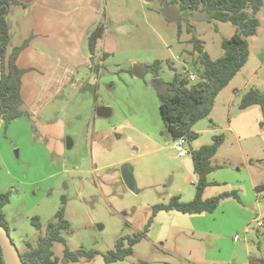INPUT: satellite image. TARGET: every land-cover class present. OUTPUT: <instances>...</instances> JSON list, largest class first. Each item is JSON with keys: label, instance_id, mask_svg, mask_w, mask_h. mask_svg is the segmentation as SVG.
<instances>
[{"label": "rangeland", "instance_id": "obj_1", "mask_svg": "<svg viewBox=\"0 0 264 264\" xmlns=\"http://www.w3.org/2000/svg\"><path fill=\"white\" fill-rule=\"evenodd\" d=\"M168 1L98 0L103 29L93 68L81 60L73 85L6 130L0 123V194L10 192L3 214L19 252L26 250L24 242L35 246L65 201L66 247L95 253L66 264H248L249 256H264V225L256 228L264 214V192L249 184L250 179L264 183L261 111L238 108L250 89L264 94V7L256 14V35L247 38V62L216 96L208 117L194 125L198 136L191 143L196 149L223 135L211 161L218 167L208 176L214 184L203 198L235 191L240 201L226 198L214 212L201 215L159 212L145 230L153 205L173 196L192 201L196 182L189 143L187 155L178 157L160 118L150 67L158 63L167 83L175 71H192L193 35L215 60L222 56V39L236 32L230 23L195 22L192 16L187 24L168 23L160 13ZM134 64L148 68L142 78L132 75ZM98 107L109 108L110 117H98ZM123 167L133 176L134 191L122 182ZM135 235L140 240L131 256L105 262L119 238ZM64 247L53 246L59 264H64Z\"/></svg>", "mask_w": 264, "mask_h": 264}, {"label": "trees", "instance_id": "obj_2", "mask_svg": "<svg viewBox=\"0 0 264 264\" xmlns=\"http://www.w3.org/2000/svg\"><path fill=\"white\" fill-rule=\"evenodd\" d=\"M16 3V0H0V52L2 56L0 120L3 122L5 130L11 122L22 117L25 112L24 102L20 94L21 79L25 70L18 68L16 59L21 49L28 44V41L7 54L9 33L5 16L8 7ZM168 5H177L188 16H192L195 10L206 11L211 20L227 22L236 27V32L230 38L222 39L220 44L222 56L215 60H212L204 51L201 40L193 35L190 40L193 47L189 52L190 57L192 56L193 59L189 66L197 79L191 82L185 75L175 71L171 80L165 83V92L157 93L160 118L170 140L175 141L184 137L191 147V143L198 136L193 131L194 125L208 117L216 96L247 62L249 57L247 38L256 35L259 27L256 14L264 7V0H169L165 6ZM102 27V24L97 25L90 31L88 36L92 59L97 54L98 38L103 29ZM186 30L188 33L193 34L190 26ZM183 63L186 62L183 61ZM169 66L172 69L171 65ZM150 70L153 72V78L160 77L158 63H155L154 67H150ZM254 106L259 107L261 111L259 127L264 128V94L258 89L247 91L238 104L240 110H246ZM223 142V135H217L212 138L210 144L189 151L193 174L196 176L193 200L184 203L181 202L179 196H173L167 203L153 205L145 230L148 229L153 218L159 212L175 211L189 216L201 215L214 212L221 201L226 198L232 197L240 201L235 191L222 193L208 199L203 198L205 189L214 184L208 180L209 174L217 168L212 165L211 161ZM254 190L256 193L264 192V183L255 186ZM9 197L10 192L0 194V225L3 226H6L3 208L9 203ZM64 204L65 201L56 213L54 221L48 223L45 233L38 237L35 246L29 242H24L26 250L20 252L24 264H59V259L55 257L53 252L55 244L65 246L63 251L64 264L78 262L81 257L90 259L94 256L95 253L93 252L86 253L83 250L72 252L66 247V240L62 233L69 231L70 223L65 219ZM139 240L140 235L119 238L116 241L115 251L104 257L105 262L124 260L131 256L133 254L132 248ZM0 264H3L1 250ZM248 264H264V256L251 255L248 258Z\"/></svg>", "mask_w": 264, "mask_h": 264}, {"label": "crops", "instance_id": "obj_3", "mask_svg": "<svg viewBox=\"0 0 264 264\" xmlns=\"http://www.w3.org/2000/svg\"><path fill=\"white\" fill-rule=\"evenodd\" d=\"M16 1L5 16L7 54L28 41L16 59L18 68L25 70L20 94L28 116L61 88L75 83L74 74L81 60L90 61L93 68L88 36L100 24L99 9L98 0ZM0 123L3 124L1 120ZM249 184L254 191L257 184L252 179Z\"/></svg>", "mask_w": 264, "mask_h": 264}, {"label": "water", "instance_id": "obj_4", "mask_svg": "<svg viewBox=\"0 0 264 264\" xmlns=\"http://www.w3.org/2000/svg\"><path fill=\"white\" fill-rule=\"evenodd\" d=\"M161 15L167 20L168 23L184 22L188 23V14L180 10L175 5H168L161 9ZM192 19L195 22L209 21L210 15L206 11L195 10L192 13ZM148 71V68L134 64L132 67V75L137 78H142ZM2 79V56L0 52V82ZM78 83L77 85H79ZM152 86L158 93H163L166 90V84L160 77H154L151 81ZM98 117L108 118L111 115V110L107 107H98L95 109ZM25 115V113H24ZM71 141L66 140V147L70 148ZM193 148L190 147L189 151ZM121 179L127 189L134 191L135 182L133 176L127 167L121 169ZM0 250L3 259V264H24L20 252L15 243L10 237L9 230L6 226L0 225Z\"/></svg>", "mask_w": 264, "mask_h": 264}, {"label": "built area", "instance_id": "obj_5", "mask_svg": "<svg viewBox=\"0 0 264 264\" xmlns=\"http://www.w3.org/2000/svg\"><path fill=\"white\" fill-rule=\"evenodd\" d=\"M182 74L185 75L191 82L197 79V76L192 71L184 70ZM186 144L187 141L184 137L178 138L177 140L174 141L173 149L178 155V157H185L187 155V151L185 150ZM262 219H264V214L263 216L256 219V228H260L264 225ZM238 240H239L238 236H235L234 241H238Z\"/></svg>", "mask_w": 264, "mask_h": 264}, {"label": "flooded vegetation", "instance_id": "obj_6", "mask_svg": "<svg viewBox=\"0 0 264 264\" xmlns=\"http://www.w3.org/2000/svg\"><path fill=\"white\" fill-rule=\"evenodd\" d=\"M188 17H190V16H188Z\"/></svg>", "mask_w": 264, "mask_h": 264}]
</instances>
